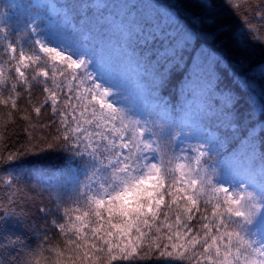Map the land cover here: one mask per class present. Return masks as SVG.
<instances>
[{
  "label": "trees",
  "instance_id": "16d2710c",
  "mask_svg": "<svg viewBox=\"0 0 264 264\" xmlns=\"http://www.w3.org/2000/svg\"><path fill=\"white\" fill-rule=\"evenodd\" d=\"M57 1L66 8L69 21L81 24V28L74 31L67 29L72 35L68 40L75 43L82 41L86 33L88 35L84 42L89 51L83 57L87 60V71L93 74L97 83L110 86L112 81L119 87L120 96L114 93L110 99L114 98L112 102L125 117L124 126L135 130L138 121L140 126L150 127L155 133L153 141L158 159L163 160L169 170L166 186L172 176L179 181L182 172L185 184L190 179L211 180L214 187L227 188L229 195L243 196L242 203L256 204L257 218L253 223L264 217L258 192L264 190V182H261L264 179L261 175L264 168V156L261 155L264 153V77L261 76L264 72V0H208L213 4L217 18L229 28L230 35L244 42L250 53L247 62L232 57L233 48L239 45H233L226 36L215 34L211 22L194 21L196 0H101L100 8L93 0ZM38 11L52 16L47 3L0 0V14L7 22L6 30L0 31V208H7L15 201L21 206L17 212L27 213L23 221L9 217L0 223V264H196L190 258L191 249L181 258L183 249L169 248L173 255L160 257L158 251L145 248L131 260L119 259L120 253L114 249L112 254L118 259L111 262L107 250L100 253L86 247L87 256L69 251L66 240L76 237H66L59 229L60 224H68L66 231L81 228L86 244L96 243L97 249L102 247L92 238L91 231L100 226L94 219L91 204L96 186L89 180L91 165L88 158L82 159L66 150L55 138L56 128L61 125L52 126V121L62 119L63 112L57 117L47 106L41 107L45 87L55 88V84L44 85L42 81L54 79L56 84L63 81L62 86L67 89L71 83L67 73L71 70L53 60L52 54L43 53L39 44L34 43L36 38L30 24L44 21L36 18ZM137 27L141 29L139 34L135 33ZM3 28L5 25L0 24V29ZM125 31L133 32L127 43L144 62L147 76L139 73L138 63L133 65L128 61V53L123 47ZM9 45L17 48V55L22 50L30 57L31 63L24 61L27 70L23 67L21 70L29 78L31 88L17 83L15 67L18 65L6 51ZM42 68L49 70V78L43 77ZM159 78H163L164 83L155 91ZM13 84L15 89L11 87ZM88 87H91L90 82L83 85V88ZM84 95L87 96V92ZM224 95L237 101L230 109L220 97ZM189 99L194 108L189 122H185ZM5 100L7 104L3 103ZM12 100L16 102L15 108L11 106ZM35 107H41L39 115ZM202 107L211 109L217 119H223L224 113L230 111L231 122L237 125L234 136L238 139H231L233 134L229 131L225 146L201 157L197 166L196 148L209 134L215 133L221 140L225 139L223 130L217 128L219 121L208 118ZM107 111L105 109V113ZM97 118L101 124L105 123L99 110ZM252 129H258L254 137L258 150L254 154L251 150L241 153L239 141ZM124 131L125 127L118 122L114 135ZM177 132L187 133L191 143L176 142ZM10 156L15 158L9 159ZM225 160L229 162L227 165ZM180 165L185 167L180 168ZM192 169L198 170L200 177H196ZM243 184L249 185L247 191H241ZM177 186L184 185L178 183ZM201 187L204 191V186ZM189 194H192L191 189ZM218 196L223 198V193L214 194L213 189L208 188L206 195L197 201L201 211L205 200L215 203ZM253 196L255 200H252ZM165 199L171 205L170 197ZM176 207L172 205L169 211L161 206L170 218L169 223ZM179 207L183 209L184 204L180 202ZM40 208L47 212L42 213ZM240 210L246 211L243 207ZM219 211L224 212L225 208L221 207ZM84 213L89 215L84 216ZM204 214L211 217L209 212ZM104 215L102 233L109 230L106 212ZM192 215L191 223L199 229L200 213L194 211ZM76 216H81L82 221H76ZM233 220L237 223L228 231L240 234V247L247 249L248 264H251L264 256V233L258 232L242 217L233 216ZM163 223L164 215L161 214L153 228ZM235 239L233 237L234 242ZM196 251L201 249L198 247ZM239 260L240 264H245L244 256Z\"/></svg>",
  "mask_w": 264,
  "mask_h": 264
},
{
  "label": "snow or ice",
  "instance_id": "6c2138e0",
  "mask_svg": "<svg viewBox=\"0 0 264 264\" xmlns=\"http://www.w3.org/2000/svg\"><path fill=\"white\" fill-rule=\"evenodd\" d=\"M262 7H264V2H262ZM193 19L194 21L204 19L206 22H211L215 28V34L226 36L233 45H239L233 48L232 57L241 62H247L250 53L247 51L244 42L238 41L230 35L229 28L217 18L213 4L208 3V0H196ZM0 24L5 25V28L0 29V31L6 30L7 22L3 14H0ZM140 32V27H137L135 33L139 34ZM132 36L133 32H124L125 43L123 47L128 53V61L133 65L138 63L139 73L142 76H147L144 62L128 46L127 42ZM217 38H219L218 35ZM34 43L39 44L43 53L52 54L53 60L59 58L63 61V67L71 70L67 73L71 77V83L67 89L62 86L63 81L58 84L55 83L54 79L42 81L44 85L55 84V88L45 87L46 95L41 102V107L47 106L57 117H60L63 112L62 119L52 121V126L57 123L61 125V127L56 128L55 138L61 141L60 146L65 147L66 150L73 151L82 159L88 158L91 165L89 180L96 186L91 204L94 206V219L100 222V226L91 231L92 238L99 242L102 247L97 249L96 243L86 244L81 228H72L66 231L68 224H60L59 229L65 233L66 237H76L75 240L71 238L66 240L67 245L70 246L69 251H73L74 254L80 252L83 256H87L86 247L100 253L107 250V257L111 262L118 259L116 255L112 254L114 249L119 251V259L122 260L135 259V254L145 248L158 251L160 257H171L173 253L168 251L169 248L183 249L181 258H184V255L191 249L190 258L195 260L196 264H240L239 258L241 256L245 257V264H248L247 249L240 247L242 243L240 234L235 231L230 232L228 229L237 223L233 220L234 216L242 217L247 224L252 225L258 232L264 233V217L253 223L257 218L256 204L251 201L242 203L243 196L237 198L229 195L227 188L214 187L211 180L204 178L190 179L185 184L183 172L179 181L175 176H172L170 183L166 186L165 177L169 170L165 166V162L158 159L156 150L153 148L150 136H154L155 133L146 136V132H150V130L140 126L138 121L134 125L135 130H128L124 126L125 117L121 115V110L116 108L112 102L114 98L110 99L114 93L115 96H120L119 87L112 81L109 82L110 86L97 83L93 74L87 71V60L83 56L88 53L89 49L87 47L80 49L81 58L73 59L71 55L65 56L63 52L46 46L42 41H34ZM6 51L12 54V59L17 62L18 66L15 67V74L18 77L17 83L22 87L31 88L29 78L25 76V71L21 70L22 67L27 70L24 61L28 60L31 63L30 57L25 56L22 50L17 55V48L12 45H9ZM36 60L39 61L40 57L37 56ZM81 69L83 71H80ZM41 72L43 77L49 78L48 69L42 68ZM116 72L120 76L122 75L119 70ZM261 76L264 77V72H261ZM88 82L91 83V87L83 88V85ZM163 83V78H159L154 90L157 91L162 88ZM11 87L15 89L16 85L13 84ZM85 92H87V96L84 95ZM220 97L224 98L223 102L229 109L237 102L228 95ZM3 103L7 104L8 101L5 100ZM11 106L16 107L15 100H12ZM41 107H35L36 114L41 113ZM105 109L108 110L106 113ZM97 110L103 114L104 124H101L97 118ZM202 111L208 118H216V114L211 109L202 107ZM217 120L219 121L217 128L223 130L225 139L221 140L215 133L209 134L204 143L196 148L198 153L196 157L197 166L201 157L216 151L218 147L225 146L228 142L229 131L233 134L231 139H238L234 136L237 125L231 122L232 114L230 111L224 113L223 119ZM118 122L122 127H125V131L122 134L114 135ZM257 132L258 129H252L246 138L239 141L238 148L241 153L251 150L254 154L258 150L254 139ZM176 135L178 136L179 132ZM51 146L49 145V147ZM261 155L264 156V153ZM14 158V156L9 157V159ZM228 163V160H225V164ZM179 167L184 168L185 166L180 165ZM192 171L196 177H200L198 170L192 169ZM213 171L215 172V170ZM261 175L264 177V168L261 169ZM261 182H264V179H261ZM178 183L184 186L178 187ZM198 184L204 186L205 190L201 191L197 188ZM248 187L247 184L241 185V191H247ZM208 188H212L214 194L222 192L223 198L218 196L215 203L205 200L204 209L201 211L197 201L206 195ZM190 189L192 194H189ZM258 192L261 207H264V203H262L264 202V190H258ZM166 196L170 197L171 205L166 203ZM255 199L256 197L253 196L252 200ZM180 202L184 204L183 209L179 207ZM162 205L169 211H171L172 205L177 206L171 223L168 222L170 219L168 215L163 213ZM209 205L211 206L209 207ZM18 207L21 206L13 201L7 208H0V223L9 217H16L18 222L23 221L27 213L23 210L17 212ZM221 207L225 208L224 212L219 211ZM242 207L246 211H241ZM39 210L42 213L47 212L44 208ZM194 211L200 213L199 229L191 223L194 219L192 215ZM105 212L109 230L102 233ZM205 212L211 213V217L205 215ZM161 214L164 215V223L153 228V223L159 219ZM87 215L89 213H84V216ZM82 219L81 216L75 217L76 221H82ZM114 219L118 222L112 223ZM68 221L71 222V217H68ZM53 224L55 225L56 222L53 221ZM233 237L236 238L235 242ZM198 247L201 249L199 252L196 251ZM251 264H264V256L258 260H253Z\"/></svg>",
  "mask_w": 264,
  "mask_h": 264
},
{
  "label": "rangeland",
  "instance_id": "374dc122",
  "mask_svg": "<svg viewBox=\"0 0 264 264\" xmlns=\"http://www.w3.org/2000/svg\"><path fill=\"white\" fill-rule=\"evenodd\" d=\"M34 1L37 4L47 3L49 6V11L50 13H52V16H50L45 14L44 12H37L36 18L44 19V21L37 20L30 25L32 31L33 29H35V31H33V35L35 36L36 40L44 42L46 46L50 48H56L58 51L63 52L65 56L71 55L73 59L81 58L82 53L80 49L87 47L84 41L88 37L87 35L82 36V41H77L78 39L76 37L77 42L75 43L68 40L72 37V35L67 32V29H71L73 31L77 27V24L74 21H69L68 17L61 13V11L65 12L66 10L63 4L59 3L57 0ZM56 61L63 63V61H61L59 58H57ZM149 130L150 132H146V136H149L150 133H153V130L151 128H149ZM185 135L186 133L179 134L178 136H176V141L182 142ZM150 139L153 143V148L155 149L153 137L150 136ZM12 228L14 227L12 226ZM13 234L16 235L15 232Z\"/></svg>",
  "mask_w": 264,
  "mask_h": 264
}]
</instances>
